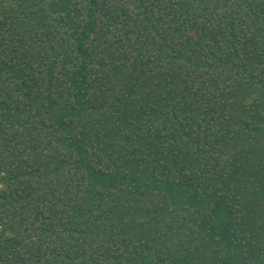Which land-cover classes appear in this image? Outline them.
Listing matches in <instances>:
<instances>
[{
  "label": "trees",
  "instance_id": "16d2710c",
  "mask_svg": "<svg viewBox=\"0 0 264 264\" xmlns=\"http://www.w3.org/2000/svg\"><path fill=\"white\" fill-rule=\"evenodd\" d=\"M0 264H264V0H0Z\"/></svg>",
  "mask_w": 264,
  "mask_h": 264
}]
</instances>
